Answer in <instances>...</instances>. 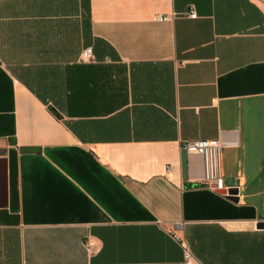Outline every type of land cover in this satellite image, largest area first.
Listing matches in <instances>:
<instances>
[{
	"label": "crops",
	"instance_id": "obj_1",
	"mask_svg": "<svg viewBox=\"0 0 264 264\" xmlns=\"http://www.w3.org/2000/svg\"><path fill=\"white\" fill-rule=\"evenodd\" d=\"M263 223L264 0H0V264H264Z\"/></svg>",
	"mask_w": 264,
	"mask_h": 264
},
{
	"label": "built area",
	"instance_id": "obj_2",
	"mask_svg": "<svg viewBox=\"0 0 264 264\" xmlns=\"http://www.w3.org/2000/svg\"><path fill=\"white\" fill-rule=\"evenodd\" d=\"M176 16V13L163 15L160 18L162 20H170ZM189 16L196 18L197 13L194 9L190 11ZM82 62H94L95 55L92 47H88L82 51ZM182 148L189 154L200 155L203 159L204 174L202 181L204 185L213 191L224 192L225 195L231 196L225 186L224 176L222 171V148L223 144L219 140H195L187 141L182 144ZM181 241V245L184 249V259L182 264H203L192 252L189 244L178 238ZM91 245V243H87Z\"/></svg>",
	"mask_w": 264,
	"mask_h": 264
},
{
	"label": "water",
	"instance_id": "obj_3",
	"mask_svg": "<svg viewBox=\"0 0 264 264\" xmlns=\"http://www.w3.org/2000/svg\"><path fill=\"white\" fill-rule=\"evenodd\" d=\"M261 226L264 227V223Z\"/></svg>",
	"mask_w": 264,
	"mask_h": 264
}]
</instances>
